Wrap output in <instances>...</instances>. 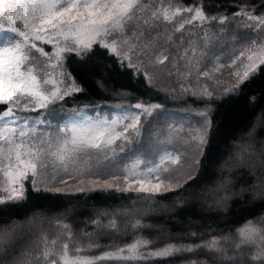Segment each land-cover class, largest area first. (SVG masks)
I'll list each match as a JSON object with an SVG mask.
<instances>
[{"label":"snow or ice","instance_id":"1","mask_svg":"<svg viewBox=\"0 0 264 264\" xmlns=\"http://www.w3.org/2000/svg\"><path fill=\"white\" fill-rule=\"evenodd\" d=\"M230 25L244 35L232 34ZM98 49L149 87L175 77L180 92L219 102L237 95L264 66V12L241 5L230 15L209 14L203 0L193 6L177 0H0V206L25 201L26 185L56 195L135 196L130 206L103 210L87 221L91 231H75L67 213L0 225V264H134L180 253L204 256L189 264H264V215L198 244L149 251L151 241L140 235L150 227L142 217L168 194L179 197L175 203L181 206L189 196L199 199L209 211L225 212L230 202L264 206L261 121L220 157V180L198 192L212 130L207 105L194 110L201 120L187 128L172 122L162 104L142 101L117 105L121 111L111 113L99 104L72 108L56 125L48 118L66 98L85 91L67 67L69 58L88 69ZM162 118L168 122L161 124ZM138 201L144 206L137 207ZM128 232L135 235L127 244L85 254L101 247L100 237Z\"/></svg>","mask_w":264,"mask_h":264},{"label":"trees","instance_id":"2","mask_svg":"<svg viewBox=\"0 0 264 264\" xmlns=\"http://www.w3.org/2000/svg\"><path fill=\"white\" fill-rule=\"evenodd\" d=\"M184 6L196 5L200 0H177ZM205 11L209 14H231L238 10V6H256V14L264 12V0H203ZM81 61L70 57L67 62L69 71L83 85L85 91L62 102L59 109L83 108L89 105H102L103 108L116 105H131L138 101L144 103L162 104L164 109L180 108L185 106L201 107L207 104L211 109L212 130L210 143L206 147V156L203 166L197 177L200 185L196 191L202 192L211 188L222 176L219 169L220 157L223 156L238 138L244 137L246 132L257 120L264 118V66L258 73L241 86L237 95L209 103L201 102L190 94L176 95L172 91L147 86L142 77L133 78L130 70L122 69L111 55H106L103 49H98L95 56L89 60L88 69L81 68ZM101 81L106 91L97 87ZM160 89V90H158ZM125 92L127 95H117ZM2 107V106H0ZM55 110V111H56ZM37 114V113H30ZM257 138L264 139V125L258 129ZM27 199L19 204L0 206V225L11 221L24 223L32 217L53 218L61 213H67V222L71 223L75 231H91L86 222L94 219L103 210L123 209L130 206L135 199L134 194L119 193L116 191H90L79 194L56 195L46 192H34L26 185ZM179 197L168 194L166 197H157L154 201V210L142 217L146 225L140 235L151 241L150 250L159 249L167 244H198L202 240L211 238V234H220L221 229H234L244 220L253 216L264 215V206L259 201L247 204L229 203L227 211H209L202 206L199 199L187 197L188 203L176 204ZM211 203V201H208ZM137 207H143L144 202L138 201ZM168 207V211L163 210ZM124 221H121L123 224ZM37 226H39L37 224ZM45 231L49 225H42ZM190 233H196L191 236ZM135 233L124 235L102 236L98 239L101 245L86 255H100L104 251L123 246L130 242ZM202 254L187 253L175 254L169 257H150L134 264H189L192 259H203ZM103 264H117L105 261Z\"/></svg>","mask_w":264,"mask_h":264},{"label":"rangeland","instance_id":"3","mask_svg":"<svg viewBox=\"0 0 264 264\" xmlns=\"http://www.w3.org/2000/svg\"><path fill=\"white\" fill-rule=\"evenodd\" d=\"M191 6H193V5H191ZM229 27H230V31L232 32V34L240 35V36L244 35V33H243L241 28L236 27L235 25H230ZM46 50H47V48H46ZM213 51H219V49H214ZM224 55L226 57L227 53H224ZM223 78L225 80L228 79L226 73H225ZM156 83L161 88H165V89H167L169 91H171L172 88H176V92H175L176 95H186L187 94V93L180 92L179 86H178V82H177V79L175 77L171 78V79L161 78ZM207 83L209 84L210 87L212 86L211 81H207ZM197 100H199V99H197ZM201 102L209 103L211 101H201ZM127 106H125V107H127ZM204 107H205V105L201 106V107H195V106L189 105V106L180 107V108L165 109V111L168 112V113H171L170 120L172 122H175L177 124H184L185 127L187 128L189 125H191L193 127L198 125V123L201 120V118L198 117V116H195L193 113H194V110L202 109ZM68 110H70V109H59V110H56V111L52 112L51 114H46V115H48V118L52 120L54 125H56V124H58L60 122V119L66 114V112ZM102 110L104 112H110L111 113V112L121 111V108L117 107V105H116V106H113V107L103 108ZM28 115H31V116L35 117L37 114H28ZM260 121H261V124L257 126V131H258L259 128H261L264 125V118L262 117V119ZM167 122L168 121H165L163 118L160 121L161 124H165ZM179 135L184 137V136L187 135V133L186 132H181V133H179ZM176 147L181 152H184L185 145H183L181 143H178L176 145ZM185 154H187V153H185ZM65 178L67 179V177H65ZM57 179H59V177H57ZM69 183L72 184V181L69 180ZM168 209H169L168 207H164L163 210L168 211Z\"/></svg>","mask_w":264,"mask_h":264}]
</instances>
